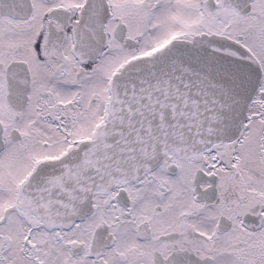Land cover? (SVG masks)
Returning <instances> with one entry per match:
<instances>
[{
    "label": "snow or ice",
    "instance_id": "6c2138e0",
    "mask_svg": "<svg viewBox=\"0 0 264 264\" xmlns=\"http://www.w3.org/2000/svg\"><path fill=\"white\" fill-rule=\"evenodd\" d=\"M0 264H264V0H0Z\"/></svg>",
    "mask_w": 264,
    "mask_h": 264
}]
</instances>
